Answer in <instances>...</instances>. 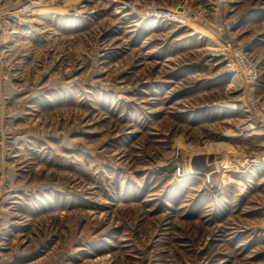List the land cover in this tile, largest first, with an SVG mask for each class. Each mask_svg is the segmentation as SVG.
Here are the masks:
<instances>
[{"label": "rangeland", "instance_id": "374dc122", "mask_svg": "<svg viewBox=\"0 0 264 264\" xmlns=\"http://www.w3.org/2000/svg\"><path fill=\"white\" fill-rule=\"evenodd\" d=\"M0 264H264V0H0Z\"/></svg>", "mask_w": 264, "mask_h": 264}, {"label": "bare ground", "instance_id": "6f19581e", "mask_svg": "<svg viewBox=\"0 0 264 264\" xmlns=\"http://www.w3.org/2000/svg\"><path fill=\"white\" fill-rule=\"evenodd\" d=\"M213 41H215V42H217V43H219L220 41L218 40V39H213ZM223 45V44H222ZM227 48L229 49L230 48V46H228L227 44H226V46L225 45H223L222 46V48H221V50H222V53L223 54H226V52H224V50H227ZM228 57V56H227ZM240 65V64H239ZM244 68H246L244 65L243 66H239V67H237V68H232L233 70H235V71H233V73L232 74H234V75H236L239 79L240 78H242V76L244 75V76H246V78L249 76V72H247L246 70H244ZM247 70H248V68H247ZM246 72V74H245V72ZM244 73V74H243ZM249 78H256V77H253V76H249ZM194 156V155H193ZM210 156V155H209ZM199 158V157H198ZM212 158V157H211ZM234 163V162H233ZM243 163V162H242ZM200 164V163H199ZM198 164V165H199ZM224 168H226V171L227 170H229L228 168H231L232 167V165L233 164H231V163H229V162H227L226 160L224 161L223 160V164H221ZM237 167V166H236ZM208 168V167H207ZM222 169V168H221ZM225 175V174H224ZM228 178V177H227ZM230 179V178H229ZM202 182V181H201Z\"/></svg>", "mask_w": 264, "mask_h": 264}, {"label": "built area", "instance_id": "2783aa9c", "mask_svg": "<svg viewBox=\"0 0 264 264\" xmlns=\"http://www.w3.org/2000/svg\"><path fill=\"white\" fill-rule=\"evenodd\" d=\"M251 74H253V77H255V75H256V74L254 75V72H251V71H250V72H249V76H250Z\"/></svg>", "mask_w": 264, "mask_h": 264}]
</instances>
